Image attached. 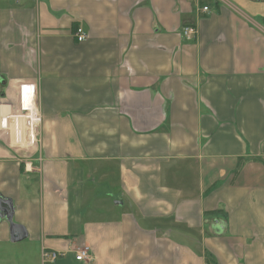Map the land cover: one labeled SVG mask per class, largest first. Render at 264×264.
Returning a JSON list of instances; mask_svg holds the SVG:
<instances>
[{"label":"crops","instance_id":"1","mask_svg":"<svg viewBox=\"0 0 264 264\" xmlns=\"http://www.w3.org/2000/svg\"><path fill=\"white\" fill-rule=\"evenodd\" d=\"M0 198L4 264H264V0H0Z\"/></svg>","mask_w":264,"mask_h":264},{"label":"built area","instance_id":"2","mask_svg":"<svg viewBox=\"0 0 264 264\" xmlns=\"http://www.w3.org/2000/svg\"><path fill=\"white\" fill-rule=\"evenodd\" d=\"M202 11H206L207 7L203 6ZM181 35L185 40H193L196 38V27L194 25L185 24L181 27ZM74 37L77 41L81 42L87 38V33L81 28L77 27L74 30ZM37 95L33 85H22L20 87V114L12 115L8 122L10 123V129H8L9 141L13 143H22L23 145L34 144L33 123L39 120L37 115ZM14 125V126H12ZM19 130V135H16ZM35 170H40V167H34ZM61 253L56 251H43L42 256L55 260L61 256ZM74 259L76 261H85L91 259L90 248L88 246H81L74 251Z\"/></svg>","mask_w":264,"mask_h":264},{"label":"water","instance_id":"3","mask_svg":"<svg viewBox=\"0 0 264 264\" xmlns=\"http://www.w3.org/2000/svg\"><path fill=\"white\" fill-rule=\"evenodd\" d=\"M13 207L8 199L0 198V214L9 222L10 240L17 242L26 236L23 226L12 222Z\"/></svg>","mask_w":264,"mask_h":264},{"label":"rangeland","instance_id":"4","mask_svg":"<svg viewBox=\"0 0 264 264\" xmlns=\"http://www.w3.org/2000/svg\"><path fill=\"white\" fill-rule=\"evenodd\" d=\"M14 243V245H13V248L11 249L12 251H13V253H12V257L14 258L13 259V261H17V259L19 258V255L18 254H15V251H18L19 252V250H18V247L20 246V244H15V243H19V242H13ZM2 256V257H1ZM4 257V254H2V253H0V264H4L3 262H2V259L1 258H3ZM6 264H12L11 262H8V263H6Z\"/></svg>","mask_w":264,"mask_h":264}]
</instances>
